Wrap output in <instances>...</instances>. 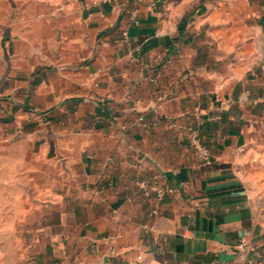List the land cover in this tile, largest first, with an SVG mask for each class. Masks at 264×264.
Instances as JSON below:
<instances>
[{
  "label": "crops",
  "instance_id": "1",
  "mask_svg": "<svg viewBox=\"0 0 264 264\" xmlns=\"http://www.w3.org/2000/svg\"><path fill=\"white\" fill-rule=\"evenodd\" d=\"M0 152L11 264H264V0H0Z\"/></svg>",
  "mask_w": 264,
  "mask_h": 264
},
{
  "label": "rangeland",
  "instance_id": "2",
  "mask_svg": "<svg viewBox=\"0 0 264 264\" xmlns=\"http://www.w3.org/2000/svg\"><path fill=\"white\" fill-rule=\"evenodd\" d=\"M145 78L151 80L148 76ZM10 155L12 159L9 158V153L0 152V264H11L13 251L21 243L14 233H18L21 226L20 217L28 214L23 205L29 194L27 180L30 177L21 171L19 165L22 161L16 160L14 153ZM260 196L264 200V192ZM262 214L264 217V208Z\"/></svg>",
  "mask_w": 264,
  "mask_h": 264
},
{
  "label": "built area",
  "instance_id": "3",
  "mask_svg": "<svg viewBox=\"0 0 264 264\" xmlns=\"http://www.w3.org/2000/svg\"><path fill=\"white\" fill-rule=\"evenodd\" d=\"M151 80H154L153 77H150ZM195 148L199 151V153L205 158L209 159V152L207 148L202 146L198 141L195 143ZM252 248V241L248 237L242 238L238 245L237 249L239 250L238 254L242 259L248 258V254Z\"/></svg>",
  "mask_w": 264,
  "mask_h": 264
}]
</instances>
